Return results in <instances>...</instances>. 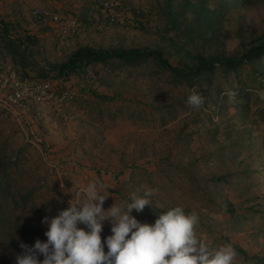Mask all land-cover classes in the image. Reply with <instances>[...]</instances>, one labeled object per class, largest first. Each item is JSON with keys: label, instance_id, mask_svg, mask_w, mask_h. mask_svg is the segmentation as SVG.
Here are the masks:
<instances>
[{"label": "rangeland", "instance_id": "rangeland-1", "mask_svg": "<svg viewBox=\"0 0 264 264\" xmlns=\"http://www.w3.org/2000/svg\"><path fill=\"white\" fill-rule=\"evenodd\" d=\"M99 1L30 0L20 23L0 21V64L54 77L53 64L90 46L157 49L181 69L211 58L213 67L185 76L146 54L82 63L63 78L79 95L62 116L0 111V264H14L20 242L45 240L42 217L82 199L91 181L105 185V209L153 189L148 207L132 212L140 222L180 206L197 215L209 250L231 244L233 264H264V56L234 67L217 60L239 58L264 33V0H113L127 22L102 30ZM38 8L77 18L80 33L58 48ZM193 90L199 107L187 104Z\"/></svg>", "mask_w": 264, "mask_h": 264}, {"label": "clouds", "instance_id": "clouds-1", "mask_svg": "<svg viewBox=\"0 0 264 264\" xmlns=\"http://www.w3.org/2000/svg\"><path fill=\"white\" fill-rule=\"evenodd\" d=\"M227 95L231 98L236 93ZM202 103L197 90L187 96L190 106ZM105 192L102 182L91 181L83 189L82 199L67 203L53 216L42 217L46 239H36L32 245L20 242L14 264H233L237 253L232 245L209 250L195 233L197 215L185 213L180 206L160 211L152 223L136 219L133 210L140 213L148 207L153 189L142 195L133 193L127 201L106 209ZM106 221L111 234L102 242L100 233Z\"/></svg>", "mask_w": 264, "mask_h": 264}, {"label": "built area", "instance_id": "built-area-1", "mask_svg": "<svg viewBox=\"0 0 264 264\" xmlns=\"http://www.w3.org/2000/svg\"><path fill=\"white\" fill-rule=\"evenodd\" d=\"M33 12L39 21H48L57 29L58 48L65 43L66 34H79L82 29L73 16L64 20L59 13L44 8ZM97 12L95 23L101 30L112 23L127 22L113 0H100ZM0 65V111L13 118L33 117V114L46 109L62 116L65 106L78 98V90L67 86L63 78L24 76L10 63Z\"/></svg>", "mask_w": 264, "mask_h": 264}, {"label": "trees", "instance_id": "trees-1", "mask_svg": "<svg viewBox=\"0 0 264 264\" xmlns=\"http://www.w3.org/2000/svg\"><path fill=\"white\" fill-rule=\"evenodd\" d=\"M144 54L153 56L160 65L168 67L169 69L185 76L199 74L205 70L211 69L214 64V59L198 57L197 63L194 66L188 67L187 69H181L171 66L168 60L162 56L161 51L157 49H103L90 46H79L68 56V58L64 62L53 64L51 67L57 71L54 77L65 78V75L80 67L82 63L100 62L109 59H119L126 62H132L144 56ZM263 56L264 33L254 37L251 40L249 46L243 51L239 58L219 57L217 58V60H222V62L227 67H234L242 61H251L252 59H259L261 61ZM22 75L27 76L24 73H22ZM39 77H47V75L40 74Z\"/></svg>", "mask_w": 264, "mask_h": 264}, {"label": "crops", "instance_id": "crops-1", "mask_svg": "<svg viewBox=\"0 0 264 264\" xmlns=\"http://www.w3.org/2000/svg\"><path fill=\"white\" fill-rule=\"evenodd\" d=\"M30 0H0V20L6 23H20Z\"/></svg>", "mask_w": 264, "mask_h": 264}]
</instances>
